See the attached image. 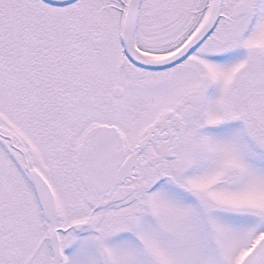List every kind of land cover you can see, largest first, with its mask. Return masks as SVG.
Masks as SVG:
<instances>
[{
    "label": "snow or ice",
    "instance_id": "snow-or-ice-1",
    "mask_svg": "<svg viewBox=\"0 0 264 264\" xmlns=\"http://www.w3.org/2000/svg\"><path fill=\"white\" fill-rule=\"evenodd\" d=\"M0 264H264V0H0Z\"/></svg>",
    "mask_w": 264,
    "mask_h": 264
}]
</instances>
